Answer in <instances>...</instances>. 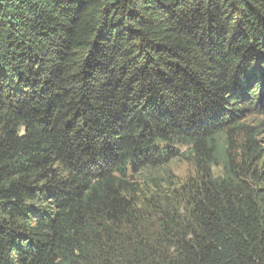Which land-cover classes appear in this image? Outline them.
Here are the masks:
<instances>
[{"label": "trees", "instance_id": "16d2710c", "mask_svg": "<svg viewBox=\"0 0 264 264\" xmlns=\"http://www.w3.org/2000/svg\"><path fill=\"white\" fill-rule=\"evenodd\" d=\"M253 116L264 0H0V264H264Z\"/></svg>", "mask_w": 264, "mask_h": 264}, {"label": "rangeland", "instance_id": "374dc122", "mask_svg": "<svg viewBox=\"0 0 264 264\" xmlns=\"http://www.w3.org/2000/svg\"><path fill=\"white\" fill-rule=\"evenodd\" d=\"M247 124L252 127L259 126L255 130V132L259 134L256 139L262 149L261 158L264 160V117H250ZM213 172L217 175L220 174L221 171L220 169L214 168ZM194 174V169L189 162L182 159H175L159 169L142 172V175H140V182H144L145 185L149 186V189L154 188V185H158L159 188H162V191H167L168 188H177L180 184L185 182L186 179L193 177Z\"/></svg>", "mask_w": 264, "mask_h": 264}]
</instances>
